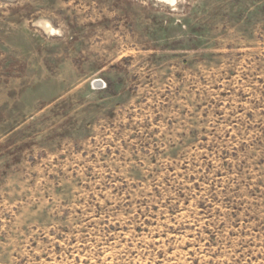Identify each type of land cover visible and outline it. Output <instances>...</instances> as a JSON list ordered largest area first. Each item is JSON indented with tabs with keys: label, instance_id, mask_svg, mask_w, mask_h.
<instances>
[{
	"label": "rangeland",
	"instance_id": "rangeland-1",
	"mask_svg": "<svg viewBox=\"0 0 264 264\" xmlns=\"http://www.w3.org/2000/svg\"><path fill=\"white\" fill-rule=\"evenodd\" d=\"M0 264H264V0H0Z\"/></svg>",
	"mask_w": 264,
	"mask_h": 264
}]
</instances>
